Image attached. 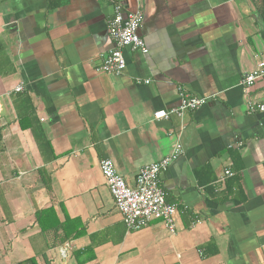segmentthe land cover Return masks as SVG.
I'll list each match as a JSON object with an SVG mask.
<instances>
[{"label": "crops", "instance_id": "1", "mask_svg": "<svg viewBox=\"0 0 264 264\" xmlns=\"http://www.w3.org/2000/svg\"><path fill=\"white\" fill-rule=\"evenodd\" d=\"M114 3L137 9L0 0V264H264V78L240 85L264 56V0H141L147 53L123 48L110 74ZM179 90L207 100L154 119ZM176 144L159 176L173 232L159 220L128 231L99 160L133 186Z\"/></svg>", "mask_w": 264, "mask_h": 264}, {"label": "built area", "instance_id": "2", "mask_svg": "<svg viewBox=\"0 0 264 264\" xmlns=\"http://www.w3.org/2000/svg\"><path fill=\"white\" fill-rule=\"evenodd\" d=\"M134 2L137 9L130 12L122 11L118 3L112 6V16L106 22L107 37L112 44V49L103 58L99 68L104 73L120 74L124 70L123 48L140 51L142 54L147 53V47L138 34L142 21V12L138 9L141 0H134ZM263 78L264 56L257 60L253 71L242 76L240 85L246 91L257 80ZM16 90H21V87L18 86ZM178 96L180 101L177 107L168 111H156L153 113V118L166 119L170 114L181 117L184 111L197 109L207 100L205 97L188 95L180 90ZM257 108L260 111L264 110L263 104L258 105ZM249 110H252V106ZM180 154L181 146L176 144L168 155L140 168L135 175L133 186L126 184L110 159L99 160V171L128 231L139 230L152 220H159L169 232H173V215L177 208L175 204L166 201V193L160 184L159 176ZM224 175L230 176L232 173L226 169Z\"/></svg>", "mask_w": 264, "mask_h": 264}, {"label": "trees", "instance_id": "3", "mask_svg": "<svg viewBox=\"0 0 264 264\" xmlns=\"http://www.w3.org/2000/svg\"><path fill=\"white\" fill-rule=\"evenodd\" d=\"M38 173H39V176H41V179H42V182L44 183V185L46 187H48V180H46L45 175H44V172L42 170H39ZM42 213H43V211H38L35 214L36 220H37V222H38L39 225L41 224V222H40L41 218L40 217L42 216L41 215ZM58 226L59 225H56V226H54V227L51 228L54 231V232H52L53 235H56L57 234V231L59 230L57 228ZM59 227L62 230V232L64 233L63 236H62L63 241L67 240L69 238V236L66 234V231L64 230V227L65 226L64 225H60ZM43 229H44V227H43ZM15 264H37V262H36V260H35L34 257H30V258L24 259V260H22L20 262H17ZM46 264H49V263H46Z\"/></svg>", "mask_w": 264, "mask_h": 264}]
</instances>
